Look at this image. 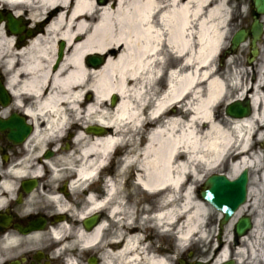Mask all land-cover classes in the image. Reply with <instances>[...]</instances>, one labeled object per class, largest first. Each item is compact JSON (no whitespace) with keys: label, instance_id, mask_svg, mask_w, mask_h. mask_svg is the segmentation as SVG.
<instances>
[{"label":"bare ground","instance_id":"obj_1","mask_svg":"<svg viewBox=\"0 0 264 264\" xmlns=\"http://www.w3.org/2000/svg\"><path fill=\"white\" fill-rule=\"evenodd\" d=\"M215 1L0 0V11L8 10L29 29L38 30L18 43L0 24V59L11 73L7 89L34 127L30 144L36 146L37 155L47 141L55 144L73 124L72 149L79 153L74 189L94 179L110 154L127 144L123 150L128 157L118 181L106 182L102 202L87 196L88 209L81 216L118 199L120 180L132 171L141 191L157 197L161 205L152 215L156 228L176 231L184 243L197 235L205 238L201 228L208 210L192 202L190 188L184 191L182 204L177 202L185 180L194 185L227 156H243L258 131L256 126L264 128V62L258 64L257 78L249 86L241 83L240 73L226 86L227 81L213 70L227 36L225 0L217 5ZM60 43L63 57L55 68ZM91 56H102L103 64L90 67L85 60ZM233 91L240 94L236 101L245 97L253 108L247 119H228L235 136L213 118L215 107ZM111 97L117 98L115 106L109 104ZM89 128L105 133L94 136L88 134ZM143 136L146 144L139 147L135 139ZM261 139L263 135H258L257 140ZM55 153L62 156L47 164L66 163L61 162L65 154ZM260 161V155L242 158L232 164L229 177ZM51 201L59 203L60 198L54 196ZM120 208L118 202L110 217H119ZM261 220L259 213L250 233L254 240L248 242L247 236L235 246L233 264H243L249 251L257 255L263 236ZM118 222L123 223V234L112 240L114 245L118 240V247L101 250L100 264H167L166 258L159 257V249L153 253L152 246L142 247L145 232L131 224V216ZM103 232L104 225L90 234L62 227L52 237L81 253L99 246ZM220 243L211 264L229 262L230 243ZM68 264L80 263L70 258Z\"/></svg>","mask_w":264,"mask_h":264},{"label":"flooded vegetation","instance_id":"obj_2","mask_svg":"<svg viewBox=\"0 0 264 264\" xmlns=\"http://www.w3.org/2000/svg\"><path fill=\"white\" fill-rule=\"evenodd\" d=\"M258 48L259 58L264 53V34ZM0 123V264H68L70 251L65 248L66 243L52 237L53 232L66 227L88 234L84 222L93 214L74 217L81 215L84 210L81 198L73 196L71 186L74 173L69 168L59 167L63 166L62 163L51 165L45 161L57 160L60 155L55 151L64 154L72 150V137L47 144L37 155L36 146L30 144L34 127L12 100L7 107L0 104ZM3 124H15L18 127L19 135L15 142L8 140L10 132ZM125 152L118 150L113 157L109 172L114 181H118L120 161L124 159ZM31 153L36 156H29ZM126 177L120 180L123 186L120 187L118 199L113 198L104 210L96 213L97 226L108 225L101 235L100 245L95 248L96 257L86 258V253L73 257L80 264H100L101 250H116L118 240L115 245L112 240L116 235L123 234L119 220H125L134 210L144 217L154 215L161 209L155 196L141 193L135 198L130 194ZM97 185L90 186L88 192H93L96 199L101 200L104 194L96 189ZM54 196L60 198L59 203L51 201ZM118 202L121 213L112 223L106 209L116 208ZM213 225V221L207 222L204 228L206 234H210ZM217 229L220 230L218 234H221V228ZM190 256L194 259L198 257L196 253ZM188 258L183 260V264H195L197 261L192 262Z\"/></svg>","mask_w":264,"mask_h":264},{"label":"rangeland","instance_id":"obj_3","mask_svg":"<svg viewBox=\"0 0 264 264\" xmlns=\"http://www.w3.org/2000/svg\"><path fill=\"white\" fill-rule=\"evenodd\" d=\"M220 1L222 0H218V1L216 0L215 5L219 4ZM223 12L227 14V25H226L227 36H226V40L223 45V49L221 50V53H220V57L216 58L214 61L213 70L216 72L217 76L219 75L221 79L227 81L226 86L230 85L233 78L238 76L239 73L241 74L240 76L242 77V81H241L242 84L246 83V85L248 86L252 85L254 83V80L257 78L259 69L257 68L258 66H255L256 64L250 65V66L246 64V58L249 56L246 45L240 47L234 53H230L231 55L224 54L225 51H227L229 48L230 40L233 37V35L237 33V31L239 30L248 29L249 26L251 25L252 17L254 16L251 0H238V1L237 0H225ZM259 60L264 61V53H262ZM4 77L6 79H9L11 77V73L10 72L5 73ZM161 89L163 90L164 87H162ZM239 95L240 94H238L235 91L229 92L226 95L225 101H223L219 106H216L215 109L213 110V118L216 120V122H219L220 124L224 125L225 128L228 130V132H231L232 134L231 136H235V134L233 133L232 129H230V126H231L230 120L226 118L224 114V108L226 104L236 100ZM109 104H110V101H109ZM167 119L168 118L166 117L165 121ZM180 120L182 123H184L185 118H182ZM256 128H258V131L255 130L254 137L249 141L248 151L244 153L243 156L247 159H252L260 155L261 161L258 166H255L254 168L249 169L248 199H247V203L245 207H243L240 211V216L249 215L251 218L256 219L259 213H261L262 214L261 230L263 232V237L261 239L264 240L263 239L264 238V150L262 149V146H261L264 141V128L260 130H259V127L256 126ZM258 135H263V139L257 140ZM145 137L146 136H143L144 139H146ZM126 139L131 140V137H128ZM139 140H140L139 138L135 139L136 145H138ZM78 154L79 153H77V151L73 154H68L64 156V159H62L61 162H66L67 164L73 165V167H76L78 165V162H77ZM233 156H234L233 154L227 156L225 160L220 164V166H218L216 169H214L213 171H208L204 173L203 179L199 180L194 185H192V182L190 181V179L187 178L186 185L183 188V190L180 192L178 199H177V202L182 204V196H184V191L187 188L191 189L192 202L200 203L205 207V209L208 210L207 216L205 217L204 220L207 221L210 219V221L214 222V225L212 227L213 229L210 234L211 237L208 235V237L205 240H203L204 241L203 244L199 243L198 245L193 247V243H194L193 241L195 240V237H196L194 236L192 240L189 241L188 244H186L187 245L186 248L182 246H177L176 245L177 242L175 241L176 239L174 235L176 231L171 230L170 228H166V231H164L163 228H156L153 223L154 221H152V217L150 219H147L146 217H144L142 224H140L141 223L140 217L137 216V218L136 217L134 218V215H136V210H134L133 223L131 224L136 228L142 227L143 231L145 232L143 237H145L146 233L148 234V232L150 234L151 233L153 234L152 238L154 240L152 241V238H151V243H150L151 245H147L144 242V246H142L143 248H145L146 246H152V252L155 253L154 251L160 247L163 248L164 251H165L166 246L167 248L170 247L171 249H173V251H175L173 252L172 255L165 253V256H160L158 254L159 257H163L167 259L166 260L167 264H175L176 258L185 257L187 254L192 253L194 251H196V254L198 256L197 260L202 261V262L204 261L208 262L210 260L211 253L213 252V249L216 246V244H218V250H220L222 246V244H220V241H223L224 243H227V242L230 243L229 250L232 256L231 258L232 259L234 258L233 251L236 248L234 245L233 227H234L235 221L231 223L229 226H227L225 229H223L222 234H218L217 231L219 229L217 228H218L219 215L217 214V212L213 210V208H211L209 205L204 203L199 198V192L203 189L202 186L205 180L209 176H212V175H223L226 177L231 176L232 164L233 162H235V160H239L238 157L234 158ZM109 161H110V157L108 158L106 163H109ZM128 175L129 177H132V179L130 178L127 182L130 193L133 195L134 194L136 195L137 193L142 192L141 189L138 187V185L134 182V177L131 175V171L128 172ZM95 180H97V177H95ZM88 183L81 184V185L78 184V186L74 190L75 194H77L76 196L82 199V203L84 204L85 211L88 209V204L86 202L87 196H83V192H85L86 189L88 188ZM105 188H106L105 181L103 180L102 185L99 187V189L102 190L103 193H105ZM109 219L113 223V218L110 217ZM182 222L183 221L181 220L178 223L182 224ZM105 226L107 228L108 225H105ZM121 226H122V223H121ZM219 236L221 237V239L215 240ZM147 238H149V236ZM210 238H212L213 240H209ZM248 239H249L248 242L254 240L253 237H251V234L249 235ZM244 247H246V244L243 245V248ZM249 253L250 251L246 253L243 264H247L249 262L250 260V258H248ZM77 255L78 253L77 254L76 252L73 253L74 257H76ZM91 255L95 256L96 255L95 251L91 252Z\"/></svg>","mask_w":264,"mask_h":264},{"label":"water","instance_id":"obj_4","mask_svg":"<svg viewBox=\"0 0 264 264\" xmlns=\"http://www.w3.org/2000/svg\"><path fill=\"white\" fill-rule=\"evenodd\" d=\"M255 13L257 15H264V0H252ZM7 21V28L12 34H18L19 29L17 23L8 15L5 17ZM0 21L2 18L0 17ZM262 26L254 21L251 27V38H252V57H255L258 53L255 49L256 42H258L261 35ZM246 32L239 31L232 39V50L237 48L246 38ZM63 44L59 47L58 62L62 57ZM87 63L96 68L103 64L104 58L92 56L89 57ZM8 99V95L4 86L0 83V101ZM111 104L115 105L116 98H112ZM227 117L231 119H243L251 115V109L249 103L245 101L234 102L227 106L225 110ZM88 133L93 135H101L103 131L101 129H89ZM206 190L202 192L201 198L211 205L215 210L221 212L224 215L222 225L230 220L233 214L238 210L239 206L244 204L246 200V187H247V170H243L241 174L233 181L228 180L224 176H211L205 183ZM94 224L93 220L87 221L85 227L90 229ZM250 221L248 219H241L235 226V237L239 238L246 234L250 229Z\"/></svg>","mask_w":264,"mask_h":264}]
</instances>
